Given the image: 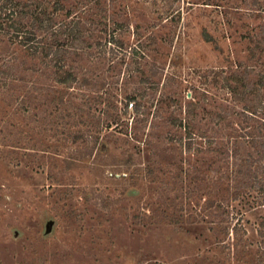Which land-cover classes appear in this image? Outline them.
Returning a JSON list of instances; mask_svg holds the SVG:
<instances>
[{
    "label": "rangeland",
    "instance_id": "obj_1",
    "mask_svg": "<svg viewBox=\"0 0 264 264\" xmlns=\"http://www.w3.org/2000/svg\"><path fill=\"white\" fill-rule=\"evenodd\" d=\"M58 1L57 21L70 8L114 39L89 38L59 68L0 34V264H264L263 208L202 210L230 194L202 172L210 151L184 153L179 123H215L213 70L248 61L264 13L250 0ZM131 96L141 112L124 111Z\"/></svg>",
    "mask_w": 264,
    "mask_h": 264
},
{
    "label": "trees",
    "instance_id": "obj_2",
    "mask_svg": "<svg viewBox=\"0 0 264 264\" xmlns=\"http://www.w3.org/2000/svg\"><path fill=\"white\" fill-rule=\"evenodd\" d=\"M34 1L0 0V34H7L8 39L22 44L32 53L47 56V61L59 68L64 67L72 50L84 49L89 38L99 37L96 43L101 47L106 40L114 39L113 30L103 27L94 32L95 27H90L80 13H72L70 8L65 11L67 18L57 21L56 13L63 6L58 0L52 4ZM249 4L253 5L250 11L264 13V0H250ZM25 15L31 17L30 22L24 21ZM262 16L264 18V14ZM61 34L63 38L59 39ZM248 39L252 46L247 62L229 60L213 70L220 88L216 100L219 106L212 116L215 123L196 128L190 121L179 122L185 130L180 138L184 153L195 156L210 151L211 157L202 172L215 175L218 192L226 187L230 194H208L201 204L203 211L213 209L225 213L229 199H239L264 210V22H260L258 32ZM58 75L59 82L75 79V74L66 69H60ZM133 99L131 96L125 103L124 111L130 105L134 111L141 112V104ZM198 103L193 99L186 103L190 118H194V107ZM209 128L211 134H208ZM189 168H194L190 161ZM256 230L264 245V214Z\"/></svg>",
    "mask_w": 264,
    "mask_h": 264
}]
</instances>
